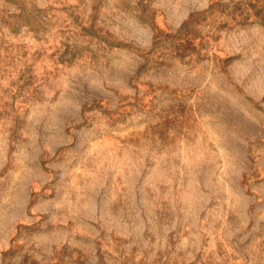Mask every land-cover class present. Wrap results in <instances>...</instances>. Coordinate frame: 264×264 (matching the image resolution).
<instances>
[{
	"label": "rangeland",
	"instance_id": "374dc122",
	"mask_svg": "<svg viewBox=\"0 0 264 264\" xmlns=\"http://www.w3.org/2000/svg\"><path fill=\"white\" fill-rule=\"evenodd\" d=\"M0 264H264V0H0Z\"/></svg>",
	"mask_w": 264,
	"mask_h": 264
}]
</instances>
